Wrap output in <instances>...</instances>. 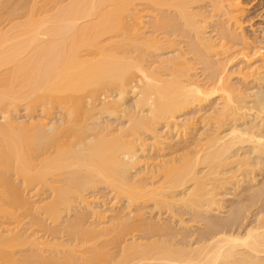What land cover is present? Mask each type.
I'll return each mask as SVG.
<instances>
[{
  "label": "bare ground",
  "instance_id": "1",
  "mask_svg": "<svg viewBox=\"0 0 264 264\" xmlns=\"http://www.w3.org/2000/svg\"><path fill=\"white\" fill-rule=\"evenodd\" d=\"M24 1L0 0V115L3 116L0 123V222L4 219L2 223L11 222H7L11 226L8 228L0 223V264H264V185L257 188L254 185L249 189L252 207L259 202L261 205L254 216L256 220L244 231L236 232L231 224L222 225L223 221L219 223L211 220L210 215L207 217L215 209L219 212L224 208L223 190L246 166L242 161L233 162L238 156L234 153L235 147L249 141L254 145L252 152L260 159L264 157V136L258 130L259 124H255L257 129L256 126L245 125L242 129L243 126L238 127L236 123L241 112L245 111L244 117L248 116V110H256L257 116L262 117L264 101L261 96H256L255 101L252 99L254 96L251 98L249 94L241 93L240 88L232 86L227 68L238 56L245 59L241 62L245 67L240 66V73L249 69L251 72L255 66L251 62L253 59H249L250 55L245 53L248 47L233 53L236 51L233 45L243 44L247 39L241 33L240 1L43 0L40 5L41 1L35 0L27 9ZM137 1L147 5L143 7L148 11L141 10V13L146 11L144 15L135 8ZM206 3H209V12L200 7ZM150 7L157 8L158 13L154 10L156 15L149 14ZM21 17H25L24 21H19ZM145 20L152 28L150 35L143 32ZM6 22L5 26H10L2 27ZM211 28L213 35L209 34ZM161 31L169 38H189V51L179 48L174 50V54L169 52L166 58L163 56L153 61L149 53L165 49L166 44L172 46L169 39L168 43L161 44L157 35ZM188 54L195 55L198 65H202L204 80L197 78L198 69ZM161 72H168L167 78H162ZM251 75L255 80L259 74ZM103 96H107L104 103L101 100ZM131 97L134 100L132 106L123 108ZM250 98L253 107L252 104L249 106ZM214 100L218 102L214 103ZM22 103H25L28 115L33 116V112L36 114L34 110L41 107L42 115L47 117L41 118V115L40 119H35V116H29L27 121L17 120L13 112L18 113ZM208 103L212 106L202 112L201 122L209 125L208 128L213 124L220 125L214 136L200 131L202 136L208 133L207 145L196 151L200 154L206 150L202 156L196 155L193 160L180 158L181 163L173 160L172 156L170 160H159L155 164L146 161L144 168L147 169H143L147 176H138L142 173L137 172L132 176V171L144 161V147L147 148L144 140L147 134L142 137L144 133L160 139L162 135L156 133L157 127L165 124L166 129L176 131V137L182 138V141L178 139L179 144L188 143V136L192 135L190 122L180 117ZM98 104H102L101 107ZM54 106L61 107L60 110L66 114L60 123L48 120L49 111ZM122 108L123 112L120 111ZM118 111L124 118L128 116L126 127L110 130L111 122L105 127L101 123L102 127L98 126V121L97 125L87 124L89 118L95 121L97 117L94 115L98 112L115 113L117 116ZM99 117L102 118L101 115ZM99 117L97 119L101 121ZM226 118H232L234 123H229L232 125L224 130L227 123L224 128L221 125ZM202 136L197 140L199 143L205 141V136ZM246 137L248 139L244 140ZM158 141L164 143L168 140ZM156 142L152 144V150L156 148ZM164 144L171 145L174 148L169 147L171 151L184 145ZM159 145L157 153L165 150L162 144L163 147ZM50 149L53 153L49 154ZM248 153L246 157L251 154ZM200 165L208 169L203 175L197 170ZM141 170L139 172H144ZM159 176L165 179L164 185L153 187L155 183L152 182L155 181L152 184L147 182ZM15 177L22 180L21 185L15 183ZM239 181L237 186H240ZM100 185H106L117 202L126 199L128 213L121 209L113 215L109 211L115 209L107 207V210L99 211L91 207L92 202H88L86 194L91 189L98 190ZM178 188H185V191L175 194ZM33 190L36 191L30 193ZM46 190L51 194L48 195ZM148 200L155 201L158 209L171 210L173 206L190 208L195 218L201 217V213L206 214L207 218L203 220L207 222L208 227L204 229L207 234L200 240L203 244L192 248L186 244L176 247L164 240L147 242L153 230H161L166 233L161 236L168 237L175 231L166 224L160 226L145 216L143 218V213L133 208ZM74 201H79L80 207L74 217L62 223L65 214L72 212ZM242 205L239 211L234 209L232 215L242 211L247 213L249 207ZM18 211H25V214L20 215ZM40 216L44 220H40ZM26 218H29L27 223ZM45 218L55 226L60 223L61 231H56L59 226L47 228ZM88 218L95 223L87 225ZM36 224L44 227L45 230L41 231L53 234L50 236L54 238L58 232L63 236L67 234L68 239L75 240V246L71 241L70 245L64 241L53 244L43 241L42 236L31 230ZM131 230L144 231L150 236L144 235L145 242L134 240L123 246L118 259L114 254L115 261L114 256L108 253V246L116 247ZM100 239H106L104 242L108 244L98 247L94 242ZM45 249L48 250L45 253L50 251L51 254L43 255Z\"/></svg>",
  "mask_w": 264,
  "mask_h": 264
},
{
  "label": "rangeland",
  "instance_id": "2",
  "mask_svg": "<svg viewBox=\"0 0 264 264\" xmlns=\"http://www.w3.org/2000/svg\"><path fill=\"white\" fill-rule=\"evenodd\" d=\"M22 1H24V0H22ZM25 1H28V2H25ZM24 1V3L26 4V9L27 8H29L30 6H32L31 4H33V1H35V0H25ZM37 1H41L40 2V5L42 4V1L43 0H37ZM240 1V3L242 4L241 5V8H242V12H241V15H240V23H241V25H243L242 26V29H241V33H244V35L243 36H245V41H243V44L240 42V45H238V43L236 44V46L235 45H233L234 46V50H236L235 52H233L234 50L232 49V52L233 53H236L237 52V50L239 49H243L244 47L246 48V47H248L249 49L245 52L246 54L248 53L249 55H250V58L249 59H251L252 61L251 62H254L253 63V65H255V66H253L252 68V70L253 71H251L250 72V69L249 70H247V71H245V72H247V73H245V72H243V73H240V69L239 68H241L240 66H243V67H245V65H242V64H245V63H241V62H244V58H240L239 56V58L238 57H236L235 58V60L233 61V63L232 64H230L227 68H228V74L230 75V79H231V82H230V84L233 86V85H235L234 87L235 88H237V89H239L240 88V92L242 93V91L244 92V94L245 95H248V96H250L253 100H254V98L256 97V96H261L262 97V100L264 101V0H239ZM138 3H136V5L138 4V6L137 7H135V8H138L139 9V12L141 13V10H146V11H148V9H147V7H146V9H145V7H143V5L144 6H147V5H145L144 3H140L139 4V2L140 1H137ZM142 2V1H141ZM142 4V5H141ZM201 5V4H200ZM199 5V6H200ZM153 6V5H152ZM205 6V7H204ZM154 7V6H153ZM198 7V6H197ZM200 7H202V8H204L206 11H210L211 9H210V7H209V3H206V4H202ZM150 8H152V7H150ZM137 9V10H138ZM156 9L157 8H152V9H149V12H151V13H149V12H147V14L149 13V14H155L156 15V13H158V11H156ZM23 10H25V9H23ZM156 11V13H154L155 11ZM146 11H144L145 13H146ZM171 11H173V9H171ZM25 12H26V10H25ZM144 12H142L141 14H143ZM153 12V13H152ZM174 12V11H173ZM20 13H24V12H21L20 11ZM19 13V14H20ZM21 15V14H20ZM20 15H19V17H20ZM25 15H27V14H25ZM144 15V14H143ZM22 16V15H21ZM146 16V15H145ZM22 18V17H21ZM21 18H20V20H19V18L15 21V22H17L18 20L19 21H24V18L25 17H23L22 18V20H21ZM26 20V19H25ZM148 20V19H147ZM147 20H145L144 22V24H146V25H143L142 27L144 28V30H143V32H145L147 35H150L149 33H151V31H152V28L149 26V23H148V21ZM8 23L6 22V23H4V25L2 26V27H6V28H8L10 25H8V26H5V25H7ZM145 27H148V28H146L145 29ZM210 33H212V35H213V28H211V29H209V34ZM164 34V33H163ZM162 34V31L159 33L158 32V37H159V39L161 38V44H166V43H168V39H169V43L171 42L170 40H172V42L170 43V45H172V46H168L167 44V46L166 45H164V47L163 48H165V49H160V50H162V52L160 53V50H158L157 51V53H155V52H153V53H149L150 55L149 56H151V58H152V60L153 61H155V60H159V59H161V58H164L163 56H165V55H168V53L169 52H171V53H169L170 55L171 54H174V50H178L179 48L181 49H183L184 50V52H188L189 51V38H182L181 36H179V37H171V38H169V37H166L165 35H163ZM241 35V36H242ZM167 38V39H166ZM242 39H243V37H242ZM163 40V41H162ZM247 41V42H246ZM244 42H246V44H249L248 46H244ZM245 44V45H246ZM243 45V46H242ZM240 46H242V47H240ZM244 48V49H245ZM238 50V51H239ZM256 52V53H255ZM29 53H30V51H29ZM28 52H27V54H29ZM159 53H160V55H159ZM232 53V54H233ZM258 53H259V55H258ZM163 54V55H162ZM253 54H255V55H253ZM154 55V56H153ZM248 55V56H249ZM153 56V57H152ZM167 56H165V58H166ZM187 57H189V59L191 60V59H193V60H191V62L194 64V67L195 68H197L198 69V71H196V74L198 75H196L197 76V78H199L200 80H204L205 78H206V76L204 77V75H203V72H202V65H198V60L197 59H194L195 58V55H191V54H188L187 55ZM254 57V58H253ZM152 60H151V62H152ZM196 62H195V61ZM236 61V62H235ZM150 61H149V63H151ZM197 63V64H196ZM247 66V65H246ZM238 67V68H237ZM259 67V68H258ZM8 69H10L9 67H7ZM204 68V67H203ZM254 68H257V69H260L259 71H257V69H255V71L256 72H254ZM202 69V70H201ZM4 70H7V69H3L2 71H4ZM249 71V72H248ZM237 72V73H236ZM239 72V73H238ZM257 72H259V73H257ZM163 72H161V74H162ZM168 73V72H167ZM167 73L165 72V73H163L162 75H161V77L162 78H164L165 76H168L167 75ZM246 76H245V75ZM251 74H254V76L255 75H257V74H259V75H257V76H255V80H254V77H253V75H251ZM165 78H167V77H165ZM258 78V79H257ZM257 81V82H256ZM104 97V98H103ZM102 98H101V100H103L102 102L104 103V101L105 100H107L106 99V97L107 96H103ZM133 97V96H132ZM129 98L128 99V105L126 104V105H124L125 107H123V108H127V106H129V107H131L132 106V104H133V98ZM251 98H250V100H251ZM256 98H258V97H256ZM255 98V101L257 100ZM105 99V100H104ZM101 100H99V101H101ZM249 100V101H250ZM253 100H251L250 102L251 103H249V106H251L250 104H252V107H253ZM132 103H131V102ZM102 102H99V103H102ZM106 102V101H105ZM218 102V100H214V103H217ZM102 103V104H103ZM213 103V104H214ZM102 104H98V106L99 107H101V105ZM209 105V106H208ZM22 106H24V107H22ZM205 106V107H204ZM210 106H212V103H211V105L208 103L207 105H203V108H204V110H203V108H200V107H198V108H196V110H193L192 112H188L187 114H184L183 116L184 117H180V119H186V120H188V123L190 124L189 126H190V129H189V132L191 133L192 132V135L191 136H188L189 137V139H188V143H181V144H179L180 143V139H181V141H182V138H177L176 137V131H172V130H168V128L166 129V126H165V124H161V125H159L160 127H157V132L156 133H158V136H161L162 135V137L160 138V139H155V137H153V135L152 134H148V133H144L143 134V136L142 137H144L146 134V138L144 137V140L146 139V143H144V144H146V146H147V148H149V149H147L146 147H144V149L146 150L145 152L146 153H143V159H144V161H142L141 163V165L139 164V165H137L138 167V169L136 170H133L132 171V173L131 174H133L132 176H135L134 175V173H136V174H140V173H142V174H140V175H138V176H141V175H143L146 171V169H147V167L146 168H144L146 165V161L148 162V163H150L151 164V162H154V163H152V164H155L156 162H159V160H170V159H172V157H173V160H175V161H179L180 163H181V159L180 158H182V159H185L186 157H187V159H190V158H192L191 160H193V158H197V156L198 155H200L201 154V156L204 154L203 152H205L204 150H203V152L201 151L200 152V154H196L197 152H198V150L200 151V149H198V148H202V146H205V145H207V139H208V133L206 134V132H209V135H211V136H214L215 134L214 133H216V129H218V126L220 125H218V124H213V125H211V127H209L208 128V126L207 125H205L204 123H202L201 122V119L202 118H200L202 115H203V113L202 112H205L206 110H208L209 108H211ZM248 106V108H251V109H253L252 107H249ZM22 109H21V108ZM19 108H18V113L17 112H13V116L17 119V120H19V121H27V120H29L30 119V117H34L35 119H40V116L42 115V114H44V112H42L41 110H43L41 107H40V109L37 107L36 108V110H34L35 111V113L36 114H34V112H33V114H31V115H33V116H30V115H28L29 113L27 112V110H26V112H25V109H26V106H25V103H22L21 104V106H20ZM55 107V106H54ZM123 108L120 110V111H122L123 112ZM19 109H21V111L19 110ZM39 109V110H38ZM61 109V107H59V106H56L55 108H52V110L51 111H49L51 114H48V120L49 121H51V123L53 122V123H60V121L62 122V120L64 119V118H62V116H66V114H64L63 113V111L62 110H60ZM200 109V110H199ZM250 109V110H251ZM20 111V112H19ZM37 111V112H36ZM120 111H118L119 112V115H117L116 116V114L114 113V114H111V113H101V112H98V113H96L97 115H101V117L102 118H100L99 116H97V115H94L95 117H99V119L101 120V121H99L97 118H95V117H93V119L95 118V121L94 120H92V119H90L89 118V121L87 122V124H89V125H91V124H95V125H97V122L96 121H98V126H100V125H102L103 127H105V126H108L109 124V126H110V130H117V128L119 127H122V126H124V127H126L128 124V116H125V117H127V118H124V116L122 115L123 113H120ZM197 111V112H196ZM199 111H201V112H199ZM256 110H251V112L248 110L246 113L248 114V116L250 115V117L248 118V116H245L244 117V114H245V111L242 113L241 112V115L239 116V118H238V122H236L237 123V125H238V127H241V126H243V125H245V126H248V127H250V126H256V125H258L259 124V126H260V129H259V127L258 126H256L255 127V129H257V127H258V130H260V133H261V135H263L264 136V114L263 115H261L262 117H260V116H257L258 115V112L256 113L255 112ZM199 112V113H198ZM1 113V115H2V112H0ZM117 113V112H116ZM197 113H198V115H197ZM251 113V114H250ZM256 113V114H255ZM15 114H16V116H15ZM17 114H18V116H17ZM38 114V115H37ZM121 114V115H120ZM242 114H243V117L245 118H241L242 117ZM0 115V123H2L3 121H2V118H3V116H1ZM25 115H26V117H25ZM28 115V116H27ZM49 115H50V117H49ZM60 115H61V117H60ZM196 115V116H195ZM200 115V116H199ZM30 116V117H29ZM44 116H46V115H44ZM43 115H42V117L41 118H43L44 117ZM119 116H121V118H119ZM22 119H21V118ZM39 117V118H38ZM47 117V116H46ZM105 117V118H104ZM123 117V118H122ZM192 117V118H191ZM195 117V118H194ZM28 118V119H27ZM197 118H198V120H197ZM256 118H258V119H256ZM260 118H262L263 119V121L260 119ZM25 119V120H24ZM193 121H191V120ZM200 119V120H199ZM227 120L225 121V119L222 121L223 122V124L221 125L222 126V128H224V126L226 125L225 123H227V126H225V128H224V130H226V128L228 129L234 122H232V118H230V119H228V118H226ZM53 120V121H52ZM60 120V121H59ZM92 120V121H91ZM105 120V121H104ZM195 120V121H194ZM197 120V121H196ZM229 120V121H228ZM241 120V121H240ZM256 120V121H255ZM94 121V122H93ZM116 121V122H115ZM96 122V123H95ZM108 122H111V123H109L108 124ZM91 123V124H90ZM101 123V124H100ZM121 123V124H120ZM197 123V124H196ZM229 123H232V124H229ZM254 123V124H253ZM258 123V124H257ZM100 124V125H99ZM115 124V126H113L112 127V125H114ZM253 124V125H252ZM256 124V125H255ZM117 125V126H116ZM121 125V126H120ZM193 125V126H192ZM230 125V126H229ZM102 126H100V127H102ZM165 126V127H164ZM204 126V127H203ZM207 126V127H206ZM215 126V127H214ZM116 127V128H115ZM211 128V129H210ZM215 128V129H214ZM242 128V127H241ZM245 127L243 126V128L242 129H244ZM204 129H206V130H204ZM174 130H176V129H174ZM211 130H214V131H211ZM216 130V131H215ZM159 131V132H158ZM197 131H198V133H197ZM202 131H206L204 134H203V136H205L204 138H203V136L202 135H200L201 134V132ZM210 131L213 133H210ZM262 131V132H261ZM160 133V134H159ZM164 133V134H163ZM173 133V134H172ZM200 133V134H199ZM175 134V135H174ZM151 137H150V136ZM172 135V136H171ZM198 135H200V136H202L201 138H203V140H205V141H203V142H201V143H199L198 141H199V139H200V136L198 137ZM164 137V138H163ZM166 137V138H165ZM173 137V138H172ZM168 138V139H167ZM169 138H171V139H169ZM199 138V139H198ZM206 138V139H205ZM151 139H152V142H150L151 141ZM155 139V140H154ZM166 141V140H168L169 142H173V144L175 145V146H179V145H182V144H184V145H182L183 147H175V149H177V150H170V148L169 147H171V145H168L167 146V144H164V143H169L168 141L167 142H164V143H162V142H160V143H158L159 141L158 140H161V141ZM175 139V140H174ZM179 139V140H178ZM246 139H248L247 137L246 138H244V140H246ZM175 142H177V143H175ZM198 140V141H197ZM156 141H158V142H156ZM149 142V143H148ZM154 142H156V145H155V149H151L153 146H152V144L154 143ZM247 142V141H246ZM246 142H244V144L242 145V144H240V145H238V146H236L235 148L236 149H234V153L235 154H238V156L236 155V157H234V159H233V162L235 161H242L244 164H246V166H244L243 168H244V170H245V172H244V170L243 171H239V172H237V173H239V174H237L236 173V175H238L237 176V179H235L234 181H236V180H240L239 182H241L240 184H238V185H240V186H237V182L238 181H236V182H234V181H232L231 182V184H229V185H227L226 186V188L223 190L224 192H223V194H224V196H221L222 198H224V200H223V205H224V210L222 209V210H220L219 212H218V210L217 209H215L216 211H212V212H210V214H207V217H208V215H210L209 216V218L211 219V220H215V221H218L219 223L221 222L222 223V221L224 222L222 225H230V227H232L233 226V229L236 231V232H242V231H244L245 230V228L249 225V224H251V223H253L255 220H256V218L254 217L256 214H257V209L260 207V205H261V203L259 202V203H256V202H254V203H256V204H254L255 206L254 207H252V202L250 203V201H251V199H249V197H250V195L248 194L251 190H249V189H252L253 187H254V185H255V188H257L256 186H262V185H264V157L263 158H259V156H258V154H256V153H253L252 152V150L251 149H253V144H251V143H249V141H248V143H246ZM150 143H151V145H150ZM157 143H158V145L160 144H162L161 146L163 147L162 149H165V150H161V151H159L158 153L156 152L157 151V147H158V145H157ZM205 143V144H204ZM155 144V143H154ZM153 144V145H154ZM199 144V146H201V147H199V146H197ZM204 144V145H203ZM160 145H159V147H160ZM151 146V147H150ZM195 146L197 147V148H195ZM167 147V148H166ZM154 148V147H153ZM159 149V148H158ZM171 149H174L173 147H171ZM184 149V150H183ZM53 150V149H52ZM51 149L49 150V154L50 153H53V152H51L52 151ZM155 150V151H154ZM251 150V151H250ZM163 151V152H162ZM174 151H177L176 153H174L173 154V152ZM197 151V152H196ZM249 151V153L248 154H250V156H245L246 154H247V152ZM159 154L158 156H160V157H162V158H158V156H157V154ZM144 154H146V155H144ZM253 154V155H252ZM48 155V154H47ZM148 155V156H147ZM162 155V156H161ZM197 155V156H196ZM144 156H145V158H144ZM153 156H155V157H153ZM172 156V157H171ZM193 156V157H192ZM195 156V157H194ZM151 157V158H150ZM153 157V158H152ZM168 157V158H167ZM184 157V158H183ZM241 157V158H240ZM242 157H244V159L242 158ZM248 159H246V158ZM250 157V158H249ZM156 158V160H154ZM178 160H177V159ZM240 158V159H239ZM260 160H259V159ZM148 159V160H147ZM154 161H153V160ZM158 159V160H157ZM151 161V162H150ZM195 161V160H194ZM246 161V162H245ZM248 161V162H247ZM250 162V163H249ZM145 163V164H144ZM180 163H178L177 162V164H180ZM257 163V164H256ZM253 165V166H250V167H248V165ZM257 165V166H256ZM259 165V166H258ZM143 166V167H142ZM205 167H207V166H201L200 165V167H198V169L197 170H199L198 172H200L199 174L200 175H203V173H205L206 171H208V169H206ZM247 167V168H246ZM145 170H144V169ZM140 169H142L141 171H144V172H139L140 171ZM202 171V172H201ZM242 172V173H241ZM253 172V173H252ZM146 174V173H145ZM144 174V175H145ZM242 174H245V175H242ZM248 174V175H247ZM144 175H143V177H144ZM247 175V176H246ZM147 175H145V177H146ZM149 176H151V173H150V175H148V177ZM243 177V178H242ZM156 178V177H155ZM241 178V179H240ZM16 179V180H15ZM153 179V180H152ZM152 179H150V180H147V182L149 181V183H151L152 181H155V182H152V183H155V185L153 186V187H159L160 185H164V181H165V179H163V178H161V176H159V177H157L156 179H154V178H152ZM160 179H162V180H160ZM14 180H15V183L16 184H20L21 185V181L22 180H20V178H17V177H15L14 178ZM243 180H244V182H243ZM160 181V182H159ZM157 182V183H156ZM234 182V183H233ZM151 183V184H152ZM163 183V184H162ZM157 184V185H156ZM160 184V185H159ZM253 185V186H252ZM150 186H152V185H150ZM187 187H189V184H187L186 185ZM153 187H150V188H153ZM183 189V190H182ZM181 190L178 188L177 190H175L174 192H175V194H179L180 195V193L181 192H183V191H185V188H182ZM248 190V191H247ZM36 190H33V191H31L30 193H34ZM50 192V193H49ZM240 192V193H239ZM246 192V193H245ZM29 193V194H30ZM46 193H48V195H50L51 194V191L50 190H46ZM221 193H222V191H221ZM235 193H238V195L237 194H235ZM240 194V195H239ZM31 195V194H30ZM243 195H246V196H244V197H241V196H243ZM247 195H249V196H247ZM114 196V197H113ZM238 197V198H237ZM86 198L88 199V202L90 203V202H92V203H90V204H92L91 205V207H93V208H96L97 210H99V211H104V210H102V209H106L107 207V209H110V210H114L113 212H111V211H109L108 213L109 214H115V213H117V212H119V211H121V209L123 210V211H125V212H127V209H128V205L127 204H129L128 202H127V200L126 199H124V201L122 200V202H121V200L119 201V202H117V200L115 199V195L110 191V189L108 188V187H106V185H104V186H101L100 185V187H98V190H97V188H95L94 190H92L91 189V191L89 190V192H87V194H86ZM247 202H245L244 200ZM77 201V200H76ZM76 201H74L75 203H73L72 204V207H73V210H72V212L69 214V213H66L65 215L66 216H64V218L61 220V222L62 223H64V221H66L69 217H74L75 216V212H76V210H78L77 208L78 207H80V205H78V204H80V202L78 201V202H76ZM239 201V202H238ZM258 201V200H257ZM117 202V203H116ZM244 202V203H243ZM104 204H106V205H104ZM155 201H152V200H148V201H141V203L139 204V205H137V206H133V208H136V209H138L139 211H140V213L142 212L143 214V218H144V216H145V219H147V220H149V221H155L156 223H157V225L159 224L160 226H162V225H167V226H170V227H173V229L175 230L173 233H172V235H170L169 237H168V235L166 236V235H164V236H161V235H163L165 232H162L161 230H153L152 232H150L149 234L150 235H152V237L150 236V235H148V233L146 234L144 231L143 232H141V231H135V230H131V231H129L128 233H129V235H125V238H123V239H121V243H119L118 245H116V247L113 245L112 246V244L110 245L111 246V248H110V246H108V253H111L113 256H114V254H115V256H117L116 258L118 259V257H120V253H122V248H123V246H126L128 243H132L134 240H136V241H141V240H143L144 242H145V240L144 239H146V238H144L146 235H147V238L150 236V238L148 239V240H150V241H148L147 239H146V241L147 242H157V241H159L160 240V242L162 241V240H164L165 242H169V243H171L172 245H174V246H176V247H179V245L181 246V247H184L185 246V244L188 246H192V248H196L197 246H201L202 244H203V242H200V240H202L203 238L202 237H206V234L207 233H205L204 231V229H205V227L207 226V222L205 221L206 219L205 218H207L206 217V214H200V216L201 217H198L199 218V220H198V218L196 217L195 218V216L192 214V210L190 211L189 209L190 208H187V207H182V206H173L172 208H171V210H168L167 208H161V209H158V208H156L155 207ZM242 204H244V206H247V207H249V209H247L248 210V212L246 213V212H238L237 214H234L233 213V215H232V213L231 212H233V210L234 211H239V209H240V207H242L243 205ZM104 207V208H103ZM233 207V208H232ZM133 208H131V209H133ZM237 208V209H236ZM106 209V210H107ZM126 209V210H125ZM135 209V210H136ZM232 209V210H231ZM134 210V209H133ZM129 211V210H128ZM137 211V210H136ZM25 212V211H24ZM23 211H18V213H20V215H23V213H24ZM128 213V212H127ZM243 215H242V214ZM25 214V213H24ZM113 214V215H114ZM245 214V215H244ZM194 216V218H195V220L193 219V216ZM241 215H242V217H241ZM203 216V217H202ZM230 216H232V217H230ZM39 218V217H38ZM91 218H93L94 220H95V218H94V216H92L91 215ZM90 218V219H91ZM203 218L205 219V220H203ZM208 218V219H209ZM40 220L42 219V220H44V217L42 216V218H41V216H40V218H39ZM89 218H88V221H87V225H89V223H90V225L91 224H94L95 223V221L93 220V219H91L90 220ZM151 219V220H150ZM197 219V220H196ZM231 219V220H230ZM27 220V221H26ZM26 220H25V222L27 223V222H29L28 220H29V218H26ZM45 220H46V218H45ZM220 220V221H219ZM3 221H5V219L4 220H2V222ZM47 221V225H48V227L47 228H49V229H51L50 227H52L53 228V226H55V224H52V222H49V220H46ZM46 221H45V225H46ZM232 221V222H231ZM2 222H0V223H2ZM8 222V224L9 223H11V222H9V221H7ZM7 222L6 223H2V224H4L3 225V227L5 226L6 228H8V227H11V226H9L8 224H7ZM230 222V223H229ZM155 223V224H156ZM29 224V223H28ZM1 225V224H0ZM38 225V226H37ZM57 226H59V230H56V231H61V224L60 223H57L56 224V226L55 227H57ZM0 227H2V226H0ZM28 227V226H27ZM30 227H32V226H30L29 225V229H31ZM42 227V226H41ZM40 226H39V224H36V225H34L33 227H32V231L33 232H35L36 233V235H38V236H42V238L44 239L43 241H49L50 243H56V242H66V245H68L67 243H69V245L72 243L73 244V242H74V246H75V240L73 239V242L70 240V238L68 239V236H67V234L65 235L64 234V236L62 235V233L61 232H58L59 234H55L57 237H53V236H50V235H53V234H48V232H45V231H41V229L42 230H45V228L43 227V228H41ZM55 227H54V229H55ZM208 227V226H207ZM6 228H4V229H6ZM3 229V230H4ZM56 229H58V228H56ZM137 230H139V229H137ZM208 230V229H207ZM32 231L30 232V234L32 233ZM154 232H156V234L154 233ZM159 232V233H158ZM35 233H33L32 235H35ZM38 233V234H37ZM158 234V236H156ZM166 234V233H165ZM36 235H35V237H36ZM49 235V236H48ZM145 235V236H144ZM112 239V238H111ZM104 240H106V239H100V240H98V241H96V242H94L98 247L100 246V247H102L101 245L103 244V243H105L104 242ZM108 240V239H107ZM109 240H110V238H109ZM157 240V241H156ZM69 241V242H68ZM70 241H71V243H70ZM163 241V242H164ZM107 242V241H106ZM183 243H184V245H183ZM200 245H199V244ZM65 244V243H64ZM94 244V245H95ZM105 244H108V243H105ZM176 244H178V245H176ZM71 247H72V245H71ZM86 247H88V246H84V248H86ZM104 247H106L107 248V246H104ZM114 247V248H113ZM46 248V247H45ZM83 248V249H84ZM42 249H44V248H42ZM82 249V248H81ZM45 250H47V249H45ZM44 250V253L45 252H48V250L47 251H45ZM109 250H110V252H109ZM37 252V251H36ZM49 253H50V251H49ZM49 253H45V254H43V255H45V256H47V255H50ZM63 253V252H62ZM64 254V253H63ZM119 255V256H118ZM62 256V255H61ZM115 256H114V260H115ZM264 256V255H263ZM113 260V261H114ZM109 261V260H108ZM116 261V260H115ZM99 264V263H98ZM111 264V263H110Z\"/></svg>",
  "mask_w": 264,
  "mask_h": 264
}]
</instances>
